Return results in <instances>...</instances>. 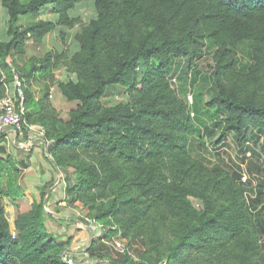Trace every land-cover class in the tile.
Returning <instances> with one entry per match:
<instances>
[{
	"label": "trees",
	"instance_id": "1",
	"mask_svg": "<svg viewBox=\"0 0 264 264\" xmlns=\"http://www.w3.org/2000/svg\"><path fill=\"white\" fill-rule=\"evenodd\" d=\"M90 2L89 23L71 16ZM0 6L8 16L0 100L14 67L27 87V123L46 130L53 167L70 177L71 196L90 209L88 219L104 227L107 239L120 234L131 240L130 250L142 241L140 261L126 254L124 264H264V177L248 202L246 192L254 191L236 171L210 167L190 150L195 121L206 114L200 138L219 135L212 144L221 147L231 137L241 155L261 157L248 146L264 144V0H0ZM48 6L56 23L37 20ZM29 17L36 20L21 27ZM57 27H79L77 53H48L19 67L15 57L26 54L28 40L42 43ZM204 57L212 61L208 78L199 65ZM63 68L68 80L58 83L54 72ZM200 78L209 85L193 92ZM35 83L45 85L40 102ZM53 85L79 103L67 122L51 104ZM111 87L125 88L129 102L104 106ZM19 173L0 160V264H68L65 247L47 231L43 203L25 200ZM6 199L15 210L14 234Z\"/></svg>",
	"mask_w": 264,
	"mask_h": 264
},
{
	"label": "crops",
	"instance_id": "2",
	"mask_svg": "<svg viewBox=\"0 0 264 264\" xmlns=\"http://www.w3.org/2000/svg\"><path fill=\"white\" fill-rule=\"evenodd\" d=\"M83 4H87V3H83ZM79 5H82V4H79ZM0 10L3 13V15L6 13V12H4V9H2V7H0ZM71 16L74 17L73 14ZM4 17H6L8 20L7 13H6V15H4ZM39 19L50 20V21L56 23L57 17H56V15H54L52 13V7L48 6L44 9H42V11L40 12V16H39V18H37V20H39ZM5 25H8V23H5ZM6 30H7V28H6ZM78 30H79V27H76L73 30H69V29L63 28V27H57L54 32H52L50 35H48L49 36L48 38L49 39L50 38L56 39L62 33L63 34H71L72 32H75L74 34L76 35ZM75 35H74V37H75ZM74 37H71V35H68V38L74 39ZM56 40H55L56 41V47L55 48H57V51H56V49H53L55 52H50V53L62 54L64 52H67L69 58L73 57L77 53L78 46H77L75 41H73L72 47L67 48V47H64V45H62L58 39H56ZM29 42H31L32 45L35 48H37L36 50L41 51V49L47 44L48 39L46 37L42 43H37L34 40H31ZM28 48H29V45L27 42L26 54L24 56H16L15 57V62L18 64L19 67L27 66L29 61L32 59V57H36V58L41 59L49 53V52H47L43 55H41V54L37 55L38 51L37 52L35 51L34 52L35 54L30 55ZM28 53H29V55H27ZM184 67H185V64H184ZM54 75H55L56 81L58 83L66 82L68 80V73L66 72V70L64 68L56 70L54 72ZM180 78H182L181 80H184L185 75H181ZM180 84L181 83L179 82V86H180ZM34 87L39 91V93H36L34 91ZM116 88L117 87L109 88L107 94H109L110 91H112ZM31 91L33 93V96H34L36 102L42 101L47 94L46 89H45V85L40 84V83L33 84ZM49 91H50L49 97H50L51 104H52L53 108L60 114V119H62V117H63L61 112L64 115L66 114L68 119H62V120L67 122L69 120L70 113L78 108L79 103L68 101L63 96L58 85H53ZM40 93H42V96L40 95ZM36 94L40 95V98L39 97L37 98ZM183 99H185V97ZM200 99H202V100L204 99L203 104H206V102H207L206 96H204V98L200 97ZM202 109H203V105H202ZM199 119H200V120H198L199 122L197 120L195 121L196 131H195V134L190 139V150H191V153L194 157L195 156H197V157L204 156L206 153L208 156V151L206 150V148L209 144L213 145L210 142L212 140V138L215 137L217 140H219L221 138L219 135H213V133L210 134L209 140H205V139L200 138L199 137L200 132H201L200 129L201 128L205 129L208 126V124L210 122V118H209V116H206V114H204V115L202 114V115H200ZM22 138H23V135H18L17 139H14L12 141H6L3 144L0 143V160L5 161V162L10 160L15 165V167L20 171V173L22 174V177L20 179H18V184H19L20 188H22V190H23V196H24L25 200L28 201L30 204L43 203L44 196L45 197L49 196L50 192H51V194H50L49 199H50V203L52 205L53 204L57 205L55 196H57L59 198H62L63 195L66 196L63 199V200H65V202H64L65 207L57 208V206H56L58 211L62 212L61 215H57V217H54V219L56 221L57 220L59 221V225L56 227L58 229L57 234H59L60 236H62L64 238H68V240L66 239V243L63 244V246L65 247L64 254H65L67 260L70 261L71 264H84V263H88V264H109V263L110 264H124L123 256L118 255L116 253H113V251L111 249L112 247L110 246L109 242H106V241H110V240L107 239L106 237H103L104 233H99L98 231L92 232L90 229L85 227L86 219H88L87 218V211L84 208H82L80 203L76 202L74 200V197L71 196V194L69 193V188L71 185L70 184V181H71L70 177H67V174L64 171L55 170V168L53 167L52 161L50 160L49 155H48V148H47L46 143L42 142L38 145V147L34 151H32L30 153H24L22 151L20 145H19L21 142L24 141V139H22ZM223 141H220L217 144H221ZM227 141L231 142L232 144H234L236 146V144L234 143V140L231 137H229V139ZM249 145L250 146H248V147L253 148L258 155H263V153H264V144L263 143L252 142V144H249ZM229 149L233 150V148L231 146H229ZM236 151L238 152V154L240 153V150L237 146H236ZM225 154L227 156H229L227 153H225ZM224 156L225 155L223 153H219L215 156H211L209 154V159L211 160L213 165L221 164V165L225 166L226 168H228V165H226ZM210 157H212V158H210ZM229 158L231 159L230 156H229ZM240 160H241V162L245 161V158H241ZM205 161H206V159H205ZM214 162H217V163H214ZM233 165H235V163H233ZM232 167L233 166H231L230 168L233 169ZM60 172H62V174L64 173V175L66 176L65 177L66 178V186L64 188H62L60 192H56L54 190V187H55L56 183L59 181V173ZM248 173L252 177L262 178L261 174L264 173V162L261 160H255L253 162H249L248 163ZM50 186H51L50 191L47 193V189ZM45 194H47V195H45ZM5 203H6V212H7V210H9V212H13L12 214H13V219H14L13 207L9 204V201L7 199L5 200ZM8 204H9V207H8ZM7 207H8V209H7ZM49 218L51 219V217H49ZM80 218H83L85 221H82ZM61 222H63V223H61ZM13 224H14V221H13ZM61 224L64 225L65 227L59 228V226H61ZM46 228H47L48 233H50L49 223L47 220H46ZM11 230H12V233L14 234L15 226L11 227ZM99 234H100V236H99ZM71 236H75V238L71 239ZM131 247H132L131 251L134 252L133 246H131ZM85 253L88 254V257L86 256ZM132 259L134 262L138 263L140 261V256L138 255V253H137V255L133 253Z\"/></svg>",
	"mask_w": 264,
	"mask_h": 264
},
{
	"label": "built area",
	"instance_id": "3",
	"mask_svg": "<svg viewBox=\"0 0 264 264\" xmlns=\"http://www.w3.org/2000/svg\"><path fill=\"white\" fill-rule=\"evenodd\" d=\"M11 73L13 75V82L11 84H5L6 95L3 99L0 100V143L3 144L6 141H12L14 139H17L18 135H23L22 139H24V141L21 142L19 145L24 153H30L34 151L40 143L45 142L48 148L49 158L51 161H53L50 152L53 142L47 140L46 130L41 126L29 125L27 123L26 116L28 114V109L26 107L25 95V89L27 87L24 85V81L21 79L19 72L16 68L12 67ZM192 96L193 95L191 94V96L189 97L190 103H193ZM226 144L227 146L221 147L208 145V152L211 156H215L219 153H223L225 155L224 159L226 164H228L229 166H233V170L240 175V182L244 185H249V188L254 191L253 193L251 191L246 192V199L248 202H250V200L255 198L256 196L255 188L257 185L258 178L249 175L247 166L249 162H253L255 160H261L264 162V154L261 155V157L258 159L254 157L253 152L248 151L245 152L243 155H241L240 153L237 154V159L235 157H231V159H229V156H227L225 153H229V146H231L233 149H236V146L229 141H227ZM240 157H245V161L241 162ZM232 162L235 163V165H232ZM65 177L66 176L64 175V173H59V181L54 187V190L56 192H60L61 189L66 186ZM50 194L46 197L47 200L49 199ZM64 197L66 196L63 195L62 198L55 196L56 204L58 206H65V200H63ZM196 206L197 208H199L198 204ZM52 211L54 212V209L52 208V204L49 201L48 204L44 205L45 215H47L48 217L54 216V213ZM85 227L90 229L92 232L98 231L99 233H104L103 237H106V230L104 229V227L99 225L95 221L86 219ZM110 240L111 241L106 242H109L110 246L113 248L116 254L121 256H125L126 254H128L131 258L133 257V252L128 247L127 241L124 240L120 234ZM260 243L264 245V237L261 239ZM85 254L88 257V254ZM64 258L68 264H71L70 261L67 260L65 255ZM166 263L167 262H164L163 264Z\"/></svg>",
	"mask_w": 264,
	"mask_h": 264
},
{
	"label": "rangeland",
	"instance_id": "4",
	"mask_svg": "<svg viewBox=\"0 0 264 264\" xmlns=\"http://www.w3.org/2000/svg\"><path fill=\"white\" fill-rule=\"evenodd\" d=\"M1 7V6H0ZM3 9V8H2ZM4 12H6L5 10H4ZM73 14V16H74V18H78V17H81L80 19H82V23H89V21L93 18V17H95V11H94V8H93V5L91 4V3H87V4H82V5H79L78 7H77V9H75V11H73L72 13H71V15ZM4 15H6V13L4 14ZM4 15H3V13L1 12V10H0V39L2 38H7L6 37V28L8 29V25H5V23H8V20H7V18L6 17H4ZM36 20V18H23V19H21V21H20V23H19V25L21 26V27H26L28 24H30V23H32L33 21H35ZM7 26V27H6ZM75 32H72L71 34H61V35H59L58 36V38H56V39H58L59 41H60V43L62 44V45H64V47H67V48H70V47H72V45H73V41H74V39L73 38H68V35H71V37H74V34ZM49 36H47V39H48V42H47V44L41 49V51H38V50H36L37 48H35L33 45H32V43L31 42H29V41H31V39L30 40H28V45H29V48H28V51H29V53H30V55H32V54H35L34 52L36 51H38L37 52V55H43V54H45V53H47V52H55L53 49H56V51H57V48H55L56 47V39H52V38H48ZM56 40V41H55ZM58 42V41H57ZM32 45V46H31ZM243 51L242 50H240V59H242V61H245V59L244 58H246V55H245V51L247 50V49H245V47H243ZM53 50V51H52ZM29 53L27 54V55H29ZM33 58H36V57H32V59ZM211 63H212V61H211V58L210 57H204V59L199 63V65L201 66L200 67V69L201 70H203V72H202V78L203 77H205V78H208L207 76H208V74L210 73V66H211ZM65 81V80H64ZM209 85V81L208 80H206V81H202L201 80V78L199 79V81L197 82V84L192 88V90H193V92H194V89H196V92L198 91V92H201L202 91V86H204V88L206 87V86H208ZM34 91L36 92V93H39V91L34 87ZM203 92H204V95L206 96V100H209V97H208V91H206V90H203ZM206 92V93H205ZM194 94V93H193ZM40 95L42 96V93H40ZM40 95H37L36 94V97L38 98H40ZM102 104L104 105V106H114V105H117V104H119V103H128L129 102V97H128V95H127V91H126V89L125 88H122V87H117L116 89H114V90H112V91H110L109 92V94H107L105 97H103L102 98ZM61 114H62V119H68V117H67V115L65 114H63L62 112H61ZM217 141V139L214 137V138H212V140L210 141L211 143H215ZM210 145V144H209ZM206 150L208 151V148H206ZM229 151V153H228V155L230 156V157H235L236 159H237V151H236V149H233V150H228ZM204 154V153H203ZM195 158L196 159H200V160H202V161H205V159H206V163H207V165H209L210 167L211 166H213V163L211 162V160L209 159V152H208V156H207V153L204 155V156H199V157H197V156H195ZM210 158H212V157H210ZM230 159V158H229ZM238 161V160H237ZM214 163H217V162H214ZM232 165H233V162L231 163ZM226 165H228V164H226ZM229 166V165H228ZM229 167H231V166H229ZM248 167V166H247ZM126 174V176H128V177H131V173H125ZM261 176L262 177H264V173L263 174H261ZM22 177V174L21 173H19V177H18V179H20ZM74 179H75V176L73 177ZM50 188H51V186L47 189V193L50 191ZM22 189V188H21ZM45 195H47V194H45ZM49 199L47 200L46 199V197L44 196V198H43V205H45V204H48L49 203ZM194 203L196 202V200H192ZM6 204V203H5ZM195 204H197V202L195 203ZM80 205L82 206V208H84L86 211H87V218H90V209L89 208H87V207H85V206H83V204L82 203H80ZM56 206H57V208H63V207H65V206H58V205H55V204H53L52 205V208L54 209V216H51V219L46 215L45 216V220H47L48 221V223H49V231H50V235H51V237L53 238V240L55 241H57V243H59L61 246H63V244H65L66 243V239L68 240V238H64V237H62V236H60L59 234H57V232H58V229L56 228L58 225H59V221L57 220H55L54 218H52V217H57V215H61V213L62 212H60V211H58V209L56 208ZM259 206V205H258ZM8 207H9V204H8ZM8 207H7V209H8ZM260 208V206L258 207V209ZM57 209V210H56ZM66 209V208H65ZM13 211H15V210H13ZM13 212H9V210H7V215H8V219H9V223H10V226L11 227H13L14 226V224H13V221H14V219H13V214H12ZM82 221H85L83 218H80ZM262 221H264V216H262V219H261ZM61 223H63V222H61ZM45 224H46V221H45ZM72 224V223H71ZM70 224V225H71ZM60 227H65L64 225H62L61 224V226H59V228ZM79 237V236H78ZM264 237V235H261V237H260V239H262ZM73 238H75V236H71V239H73ZM77 238V237H76ZM128 242H130L131 240L130 239H126ZM111 241V240H110ZM133 241V240H132ZM134 243V245H132L133 246V253L134 254H136L137 255V253H138V255L139 256H141L143 253H144V250H145V248H144V246H143V243H142V241L141 240H134L133 241ZM261 242V241H260ZM80 243V242H79ZM261 244V243H260ZM262 245V244H261ZM111 248V247H110ZM112 249V251H113V253H116L114 250H113V248H111ZM262 249H263V251H264V245H263V247H262Z\"/></svg>",
	"mask_w": 264,
	"mask_h": 264
}]
</instances>
